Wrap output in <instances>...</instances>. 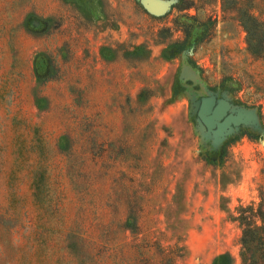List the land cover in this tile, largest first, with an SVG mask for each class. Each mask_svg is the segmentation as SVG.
Instances as JSON below:
<instances>
[{"label":"rangeland","instance_id":"1","mask_svg":"<svg viewBox=\"0 0 264 264\" xmlns=\"http://www.w3.org/2000/svg\"><path fill=\"white\" fill-rule=\"evenodd\" d=\"M177 1L0 0V264H136L127 210L178 241L175 264H239L228 210L264 200V59L220 0ZM205 97L248 119L217 137Z\"/></svg>","mask_w":264,"mask_h":264},{"label":"trees","instance_id":"2","mask_svg":"<svg viewBox=\"0 0 264 264\" xmlns=\"http://www.w3.org/2000/svg\"><path fill=\"white\" fill-rule=\"evenodd\" d=\"M201 0H178L172 5L177 10L197 9ZM223 11L233 12L240 25L246 32L248 50L256 57L264 59V19L254 14L253 0H220ZM194 21L195 15H188ZM184 28L191 27L190 23H181ZM184 39L176 41L181 46L189 36L187 29H181ZM183 195L174 194V198L181 200ZM138 215L127 210L122 222L124 231L129 230L135 238L133 259L136 264H175L176 258L182 254V246L178 241L164 243L160 231L147 229L141 237L137 235L139 228ZM228 217L237 222L240 228L239 235V264H264V200L255 204L239 203L232 210H228ZM121 225V224H120ZM236 257L225 251L214 257L211 264H236Z\"/></svg>","mask_w":264,"mask_h":264},{"label":"water","instance_id":"3","mask_svg":"<svg viewBox=\"0 0 264 264\" xmlns=\"http://www.w3.org/2000/svg\"><path fill=\"white\" fill-rule=\"evenodd\" d=\"M227 107V104L223 101H219L214 105V100L211 97L202 98L200 102L198 116L217 137L224 135L231 128V124H238L248 119V115L244 111L225 115ZM213 128L215 129L213 130Z\"/></svg>","mask_w":264,"mask_h":264}]
</instances>
